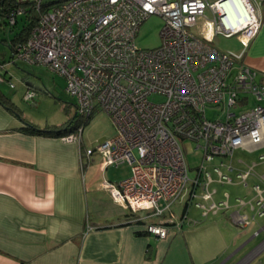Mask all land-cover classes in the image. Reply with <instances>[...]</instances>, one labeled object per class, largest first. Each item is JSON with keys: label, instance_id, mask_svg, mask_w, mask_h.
Returning a JSON list of instances; mask_svg holds the SVG:
<instances>
[{"label": "built area", "instance_id": "1", "mask_svg": "<svg viewBox=\"0 0 264 264\" xmlns=\"http://www.w3.org/2000/svg\"><path fill=\"white\" fill-rule=\"evenodd\" d=\"M42 1L34 0L37 22L27 39L15 45L13 58L62 75L80 118L97 108L109 117L115 133L86 148L85 154L98 153L102 168L129 165L128 176L102 184L132 212L157 218L145 225L146 232L166 238L172 228L180 230L190 219L187 214L176 218L171 205L189 204L194 198L201 199L194 205L203 216L235 206L230 216L240 226L256 214L264 215V174L254 171L255 163L244 170L233 163L234 149L264 146V80L243 61L258 32L264 0H243L242 12L234 0H65L46 10ZM228 1L238 9L234 23H227L220 9ZM207 8L212 19H206ZM25 11L12 8L9 23ZM150 14L163 19L161 43L138 48L136 31ZM199 27L201 35L196 32ZM215 34L239 36L242 50L217 49L211 44ZM3 73L0 62V81L5 80ZM35 93L27 89L24 100L36 105ZM214 106H221L222 118L207 117L206 109ZM77 131L62 139L79 141L82 128ZM187 140L202 150V162L192 177L182 145ZM258 158L264 161V154ZM205 163L213 165L215 178ZM230 172H235V182ZM249 176L257 180L251 185L252 198L237 196L231 205L229 193L223 192L215 199L217 189L211 183L247 186ZM245 207L254 213L243 212Z\"/></svg>", "mask_w": 264, "mask_h": 264}, {"label": "crops", "instance_id": "2", "mask_svg": "<svg viewBox=\"0 0 264 264\" xmlns=\"http://www.w3.org/2000/svg\"><path fill=\"white\" fill-rule=\"evenodd\" d=\"M259 13L260 26L243 61L264 80V2ZM21 126L19 116L0 102V264H175L176 255L168 250L176 232L171 229L166 238L146 233L145 225L157 218L144 217L141 211L134 212V219L102 184L117 183L130 169L121 178L108 179L100 155L85 154L93 146H85L82 133L79 141H65L62 136L26 133ZM236 161L239 170V163L249 165ZM216 197L221 199L222 193ZM235 209L229 218L238 225L230 216ZM262 231L264 223L254 224L248 238L220 264L236 258ZM259 253V264H264V237L234 264H247Z\"/></svg>", "mask_w": 264, "mask_h": 264}, {"label": "rangeland", "instance_id": "3", "mask_svg": "<svg viewBox=\"0 0 264 264\" xmlns=\"http://www.w3.org/2000/svg\"><path fill=\"white\" fill-rule=\"evenodd\" d=\"M51 1V0H43ZM212 2L213 0H208ZM262 4V3H261ZM206 19H212L213 15L210 9L205 10ZM204 18L199 19L200 27ZM22 26V17H18L17 25L9 30L8 27L0 20V61L3 62V69L5 72V80L0 81V90L9 95L17 106V111L27 121L33 122L44 128L46 126H53L71 121L72 125H78L79 118L75 116V100L65 90V78L40 64H29L21 59L11 57V49L9 47V40ZM163 26V19L157 14H150L138 26L136 35L134 37V44L138 48H153L161 43L160 30ZM199 29L196 30L198 35H201ZM4 39L5 41H1ZM211 44L219 50L240 52L242 44L239 36L225 37L221 34H215ZM12 84V86L10 85ZM27 89L35 90L36 105L24 100L23 95ZM252 100L250 104H252ZM226 108H224L225 110ZM221 106H214L206 109V115L210 119L222 118ZM238 112V110H235ZM82 141L85 146H96L103 140L110 137L114 128L109 117L97 108L94 110L88 123L82 128ZM78 134V131L75 132ZM184 155L189 166V176H194L195 167L202 162V150L196 148L195 141H184ZM190 148L192 150L190 151ZM264 154V147H260L254 151H247L242 148H236L233 151V163L237 166V159H242L246 164L251 165L256 162L254 171L259 174H264V161L259 160V155ZM218 159L213 160V164H217ZM244 170L246 165L239 163ZM206 169L215 178L216 174L212 170V164H204ZM240 168V167H239ZM129 165L126 162L117 165H109L105 175L108 179L115 180L121 178L129 173ZM229 175L234 177L235 172H230ZM248 185L241 183H225L220 184L213 182L211 188L215 187L218 190L217 199L221 197V193L228 192L230 194L229 203L235 204V197L240 196L247 200L252 198L254 191L252 186L257 182L253 176L247 178ZM201 201L200 198H194L189 203L188 218L184 224L183 231L175 230L172 245L169 247L170 253L176 255L175 264L190 263L194 260L200 264H220L223 259L227 257L236 247L245 241L252 229V226L264 223V215L256 214L251 225L246 227L240 225H233L230 222L229 213L235 209L232 206L227 209H220L217 214L208 213L201 215V209L196 207L194 203ZM171 209L175 215L179 217L183 210V202H174ZM251 216L254 212L245 208ZM243 232V233H241ZM186 236V238H185ZM264 231L259 237L251 240L243 248H241L237 257L241 258L249 250H251L262 238ZM262 255V254H261ZM260 253L255 256L247 264H259L261 257ZM237 257L226 264H234ZM238 258V259H239ZM183 260V261H182ZM165 264V263H164Z\"/></svg>", "mask_w": 264, "mask_h": 264}, {"label": "trees", "instance_id": "4", "mask_svg": "<svg viewBox=\"0 0 264 264\" xmlns=\"http://www.w3.org/2000/svg\"><path fill=\"white\" fill-rule=\"evenodd\" d=\"M65 0H51V1H42L41 8L43 10H46L54 5L59 4L60 2H63ZM34 0H0V20L3 24H5L9 30H12L18 22V17H22V26L21 28L14 33V35L9 40V47L11 49V52L13 54L15 45L18 43H21L27 39V37L30 34V31L34 27V25L37 22L38 19V12L34 9ZM16 7H22L25 8V13L19 15L14 24H10L8 21V14L12 10V8ZM1 41H5L4 39H1ZM3 63L2 61H0ZM3 77H5V73L2 74ZM0 102L8 109H10L12 112L16 113L19 116V119L22 122L21 129L30 134H49L54 136H64L67 134L75 133L79 128H83V125L87 124L91 116L87 118H80L76 113L75 116L79 118L78 125L73 126L72 122L69 120L65 123L59 124V125H53V126H46L44 128H41L37 124L25 120L20 113L16 110V107L14 103L0 90ZM93 114V113H92ZM187 202L183 203V210L181 215L187 214ZM133 218H136L135 213H132ZM138 219H141L138 218ZM137 222H142L141 220H136ZM148 233V232H146Z\"/></svg>", "mask_w": 264, "mask_h": 264}, {"label": "bare ground", "instance_id": "5", "mask_svg": "<svg viewBox=\"0 0 264 264\" xmlns=\"http://www.w3.org/2000/svg\"><path fill=\"white\" fill-rule=\"evenodd\" d=\"M234 1H235V3H236L237 7L239 8V10L242 12L243 10H242V8H241V5H242L243 0H234ZM220 9H221L222 12L225 13V15H226V22L229 23V22H228V20H229L230 22H233V23H234V18L236 17V15H237V13H238V12H237L238 9L232 7V6L230 5V2H229V1H228V2H224V3L220 6Z\"/></svg>", "mask_w": 264, "mask_h": 264}]
</instances>
